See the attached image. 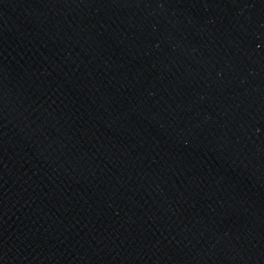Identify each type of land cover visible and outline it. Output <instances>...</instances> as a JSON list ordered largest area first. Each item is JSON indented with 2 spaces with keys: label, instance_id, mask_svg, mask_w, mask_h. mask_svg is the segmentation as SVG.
<instances>
[{
  "label": "water",
  "instance_id": "obj_1",
  "mask_svg": "<svg viewBox=\"0 0 264 264\" xmlns=\"http://www.w3.org/2000/svg\"><path fill=\"white\" fill-rule=\"evenodd\" d=\"M0 264H264V0H0Z\"/></svg>",
  "mask_w": 264,
  "mask_h": 264
}]
</instances>
